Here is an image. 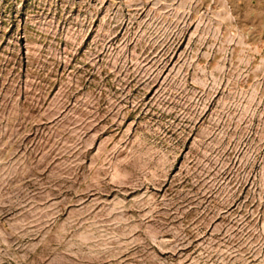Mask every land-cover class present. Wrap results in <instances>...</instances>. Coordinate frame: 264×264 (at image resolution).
Instances as JSON below:
<instances>
[{"label": "rangeland", "instance_id": "1", "mask_svg": "<svg viewBox=\"0 0 264 264\" xmlns=\"http://www.w3.org/2000/svg\"><path fill=\"white\" fill-rule=\"evenodd\" d=\"M0 264H264V0H0Z\"/></svg>", "mask_w": 264, "mask_h": 264}]
</instances>
